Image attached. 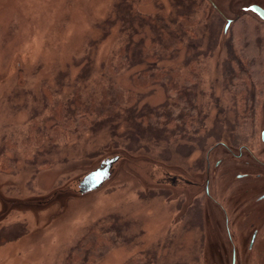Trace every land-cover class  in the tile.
Listing matches in <instances>:
<instances>
[{
	"label": "rangeland",
	"instance_id": "rangeland-1",
	"mask_svg": "<svg viewBox=\"0 0 264 264\" xmlns=\"http://www.w3.org/2000/svg\"><path fill=\"white\" fill-rule=\"evenodd\" d=\"M197 2L214 14L211 24L203 16L197 26L199 48L173 61L163 56L159 65L193 61L180 84L200 106L202 124L136 119L134 110L178 105L176 94L158 85L138 91L140 103L123 106L126 112L85 115L81 127L59 115L51 121L52 111L75 110L77 93L100 102L104 79L134 91L129 78L137 68L110 74L132 29L122 12L156 18L165 11L178 23L177 0H0V231L11 233L0 240V264H70L92 237L104 246L94 264H230L220 210L208 197L214 187L220 198L242 199L233 188L240 166L226 149L260 140L264 86L243 95L240 82L226 77V62L232 47L239 59L237 39L246 28L264 39V22L244 12L264 0ZM135 21V38L154 44V27ZM114 154L125 160L99 193L59 194ZM153 166L196 185L174 187L157 169L154 180Z\"/></svg>",
	"mask_w": 264,
	"mask_h": 264
},
{
	"label": "trees",
	"instance_id": "trees-1",
	"mask_svg": "<svg viewBox=\"0 0 264 264\" xmlns=\"http://www.w3.org/2000/svg\"><path fill=\"white\" fill-rule=\"evenodd\" d=\"M197 1L198 0H177L175 8L177 9L176 15L178 23L172 21L170 15H167L165 11H162V13L156 17L157 19L152 16H146L141 12L135 13L134 11L131 12L128 10L124 11V13L122 12L128 25L127 28L132 29L130 30V37L128 35L120 53L116 55V64L114 65L112 62L110 63L111 73H109H126L127 70H130L129 68H137L138 70L135 72L133 71L131 78H129L131 82L130 84H134V91L132 88H130L132 91L125 88L122 84L113 86L110 82L104 79V93L99 100L100 102H98L95 97H93L92 101L86 102V100L77 93L75 99L70 103L73 105L77 104L76 109L74 110L73 107L68 106V110L61 112V115L58 114L59 109L52 111L51 121L57 120V115H59L63 117L64 122L67 117L69 123L74 124L77 120L79 126L82 127L86 123V120L83 119L85 115L98 114L100 116H113L114 113L118 111H121V113L126 112L122 109L123 106L133 103L138 105L140 103L142 94L138 91H143L160 85L165 89V92L169 96L170 94H176L178 105L171 106L170 104L166 105V107L161 106L156 108L146 107L140 115L134 110V114L137 115H135L136 119L143 120L147 118V122L148 120L160 121V119H162L170 121L171 123H179L177 124L178 126H185L183 123H187L188 121H190V124L193 127L199 123L202 124V122H198L197 120V117L199 118V115L201 114L200 106L190 94L184 91L183 85L180 84L183 83L180 81L182 68L191 71L193 61H187L185 64L174 63L172 68L160 67L159 65L163 62L161 61L163 56H166L165 59H172L173 61L180 57L185 49L189 54L194 53V50L199 48L196 41L197 37H199V29L197 30V26L202 24L201 17L205 16V21L210 23L212 15L214 14H210V9L207 10L203 6L201 7ZM136 19H144L148 24H151L154 27L156 30V36L152 39L154 44L146 45L142 39L139 40L135 38L138 32L134 31L132 25H134V22H137L135 21ZM241 20L238 23H240ZM237 42L240 47L238 50L239 59L236 58L235 48H230L231 59L226 62V67H228V75H226V77H232L233 79L238 80L240 82V91L243 95L247 96V94L250 93L249 91L251 88L256 89L258 86H264V39L261 40L260 38H255L254 31H250L246 28V31L240 34V38L237 39ZM175 55H178V57L175 58ZM232 63L238 66V73L232 71L234 68V64L232 65ZM143 65L146 67V71H142L138 68ZM231 65L233 68L230 67ZM237 74L239 75L237 76ZM251 94V97H255L254 93ZM77 97L79 100H77ZM127 112H133V109H131V111L127 110ZM149 118H154V120ZM147 124L151 123L148 122ZM218 125H223V122L221 123V121H219ZM201 130H203V126H201ZM3 218L4 216L0 218V221H2ZM114 232L120 234L122 231L119 229V231L116 230ZM106 233H108V231H104L100 238H105L103 235H106ZM9 235H11V233L0 231V240H2V242L4 241L3 243H7L8 241L6 238ZM100 241L102 240L100 239ZM103 250V243L98 242V239L95 240L92 237L82 243L70 264H94L93 261H97L98 258L103 256ZM127 264H134V260L129 261Z\"/></svg>",
	"mask_w": 264,
	"mask_h": 264
},
{
	"label": "flooded vegetation",
	"instance_id": "flooded-vegetation-1",
	"mask_svg": "<svg viewBox=\"0 0 264 264\" xmlns=\"http://www.w3.org/2000/svg\"><path fill=\"white\" fill-rule=\"evenodd\" d=\"M257 6L264 10L263 5ZM262 104L259 143L254 142V136L249 137L248 141L246 139L244 145H238L236 148L228 145L226 149L228 157L234 158L238 164L235 167L240 166L239 170H233L238 174L233 188L242 190L239 196L242 199L220 198L222 195L214 191L213 186L215 194L211 192L212 196L208 197V200L220 210L221 221L224 223L227 240L232 249L230 264H264V96ZM222 164L223 161H220L218 166ZM208 178L207 181L209 180L211 184L209 175ZM210 190L209 185V192ZM231 197L234 198L233 195Z\"/></svg>",
	"mask_w": 264,
	"mask_h": 264
},
{
	"label": "water",
	"instance_id": "water-1",
	"mask_svg": "<svg viewBox=\"0 0 264 264\" xmlns=\"http://www.w3.org/2000/svg\"><path fill=\"white\" fill-rule=\"evenodd\" d=\"M244 12L247 14H253L259 20L264 22V10L257 6H250L245 8ZM233 24L230 21L225 29V32H228L231 25ZM125 160L124 156L121 154L109 155L103 159L95 168L91 169L89 172L81 176L79 179L74 180L65 190L60 191L59 194L63 196H68L69 194L75 195L77 198H85L90 195L99 193L109 182L114 178V175L117 169L121 166L122 162ZM151 167L150 178L157 179L154 170H164L165 178L167 182H170V185L177 187L186 185L194 187V184L189 178L185 177L183 174H177L171 171L166 170L162 166ZM157 183L160 182L157 180Z\"/></svg>",
	"mask_w": 264,
	"mask_h": 264
},
{
	"label": "bare ground",
	"instance_id": "bare-ground-1",
	"mask_svg": "<svg viewBox=\"0 0 264 264\" xmlns=\"http://www.w3.org/2000/svg\"><path fill=\"white\" fill-rule=\"evenodd\" d=\"M75 212H72L71 214H74Z\"/></svg>",
	"mask_w": 264,
	"mask_h": 264
}]
</instances>
